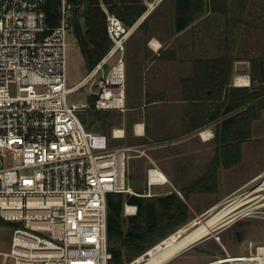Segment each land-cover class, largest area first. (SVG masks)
I'll return each instance as SVG.
<instances>
[{
  "label": "built area",
  "instance_id": "1",
  "mask_svg": "<svg viewBox=\"0 0 264 264\" xmlns=\"http://www.w3.org/2000/svg\"><path fill=\"white\" fill-rule=\"evenodd\" d=\"M47 2L0 0V213L17 223L10 249L2 254L14 264H109L107 197L118 191L139 194L129 183V159L136 149L112 147L105 133L88 129L78 113L86 103L69 102L68 94L90 82L96 109L126 108L131 27L101 0L111 46L85 77L68 86L74 3L60 0L50 19ZM145 2L149 9L157 4ZM167 180L150 166L142 194H152V184ZM231 202L235 206L218 227L230 215L264 219V169L239 187ZM137 210L136 203L125 202L126 214ZM247 244L251 253L220 260L264 264V241Z\"/></svg>",
  "mask_w": 264,
  "mask_h": 264
},
{
  "label": "crops",
  "instance_id": "2",
  "mask_svg": "<svg viewBox=\"0 0 264 264\" xmlns=\"http://www.w3.org/2000/svg\"><path fill=\"white\" fill-rule=\"evenodd\" d=\"M154 1L157 4L151 9L147 5L145 12L130 26L126 39V108L98 109L95 116L101 121V129L91 130L105 133L112 147L131 146L136 149L130 157L129 170L138 179L146 178L147 183L150 166L162 170L168 180L152 184L150 195L177 191L190 206L187 196L191 192L186 196L182 189L213 187L212 190L195 192V195L206 194L207 203L198 212L205 215L223 204L226 197L213 198L225 166L212 163L219 147L215 139L219 117L209 118L216 111V100L203 98L204 87L200 81L210 70L206 60L220 53L207 51L213 49L216 42L193 39L189 29L191 25L175 32L173 5ZM161 25H167L166 32L158 29ZM237 61L230 74V79L234 75L231 84L239 85L235 78L238 73H243L250 78L249 83L243 85H250V73L238 71ZM102 127L107 130H102ZM87 128L90 129L89 126ZM139 160L144 162L142 176L136 169ZM259 172L236 186L233 194ZM210 173L214 175L211 177ZM163 184H168V188L152 189L154 185ZM147 188L148 183L144 191ZM249 221L250 218H243L237 224L226 223L161 264H244L220 259L252 252L247 241L257 236L251 231Z\"/></svg>",
  "mask_w": 264,
  "mask_h": 264
},
{
  "label": "trees",
  "instance_id": "3",
  "mask_svg": "<svg viewBox=\"0 0 264 264\" xmlns=\"http://www.w3.org/2000/svg\"><path fill=\"white\" fill-rule=\"evenodd\" d=\"M59 1L48 0L46 10L50 19H53ZM72 1L80 14L82 2ZM103 2L128 26L147 9L144 0ZM172 5L175 32L191 25L193 39H197L195 34L203 33L217 43L207 51L220 54L206 60L210 70L200 81L204 87L203 98L216 100V111L209 118L219 117L215 126L219 147L212 163L229 167L239 160L242 143L251 137L252 125L264 109V21L261 24L258 19L249 17L250 0H172ZM241 23L243 25L237 28ZM86 25L88 29L84 31L79 19L75 20L78 41L91 70L112 43L107 30V13L101 0H90ZM236 60L250 61V85L231 84L230 74ZM209 175L212 177L214 173ZM212 189L206 185L196 190ZM182 192L186 195L188 190L182 189ZM126 201L138 205L135 214L124 213ZM107 205L108 245L112 252L109 264L131 262L191 218L188 202L177 191L161 195L109 192ZM2 219L0 217V222Z\"/></svg>",
  "mask_w": 264,
  "mask_h": 264
},
{
  "label": "rangeland",
  "instance_id": "4",
  "mask_svg": "<svg viewBox=\"0 0 264 264\" xmlns=\"http://www.w3.org/2000/svg\"><path fill=\"white\" fill-rule=\"evenodd\" d=\"M160 3H164L165 5L172 6V0H161ZM263 4H264L263 0H250V6H249V12L251 13L249 17L258 19V21H260L261 24H263V21H264V8L261 9V7H263ZM79 16L80 14H77V8L75 7L73 11L74 26H73L72 32L69 34V44L67 47V84L68 86H71L77 83L89 71L85 58L83 56V53H82V50H81V47L78 41L76 29H75V20L79 19ZM239 25L242 26L243 23L238 24L236 27L239 28ZM166 28H167V25H161L160 27H158V29L161 30L162 32H166L165 30ZM196 35L197 36L199 35L197 39L198 38L199 39H211L209 36H206L203 33H200V34L197 33L195 34V36ZM116 56L111 57L109 60H107V62L104 64V72H106L110 68L111 64L115 61ZM247 72L250 73V70ZM100 73H102V71ZM232 78L230 79L231 81H232ZM90 88H91L90 82H87L82 87L75 88L73 91H71L68 94V101L76 102L79 105H81L82 103H86L85 107H81L78 110V113L81 119L83 120L86 126H89L90 129H94V128L101 129L100 127L101 121L98 119V117L95 116V112L99 110L94 107V104H92L94 103L93 101L95 98H94V95L91 94ZM90 97L92 101L90 100ZM102 113H104V111ZM104 115L106 116L107 114H104ZM107 126L109 127V125ZM105 129L106 128L102 127V130H105ZM211 144H213V141ZM129 162H130V159H129ZM129 167H130L129 169H131L130 164H129ZM143 168H144V162L142 160H139L137 164V168H136L138 169V175L140 174V176H142ZM263 169H264V109L262 111L261 116L255 119L252 125L251 137L248 139H245L242 143L239 160L235 162L233 165L229 167H225L220 173L219 187L215 190L213 194L214 195L213 198H218L220 196H225V195L226 197H225L224 203L221 204L219 207H217L215 210L223 207L224 205H226L228 202L231 201V198L234 195L233 194L234 188L236 186H238L239 184H242L243 182H245L247 178H249L250 176H252L258 171H262ZM130 172L131 170H129V183L132 185V189L138 192L139 194L144 193L145 192L144 188L147 187L146 178L144 180L138 179L135 175H132L133 173L130 174ZM168 186H169L168 184L154 185L152 189L153 190H164L168 188ZM196 189L197 188L187 189L189 193L191 192V195L187 196V199L190 202L191 218L187 223L181 226V227L186 226L187 229L193 227L195 224L201 221L202 218L208 217L212 213V212L207 213L205 215H199L200 213L198 214V212H200L201 208H203L207 202H206L205 193L204 194L199 193L198 195H195V192L205 191V190H196ZM139 190H142L143 192H139ZM0 217L3 218L2 221L0 222V264H14L11 258H5L2 253L3 251H8L10 249L13 229L17 225V223L11 220H6L1 215V213H0ZM249 218H250L249 223L251 226V231L254 234H256L255 236L258 237V238L253 237L254 242H259V240L264 241V219L255 218V217H249ZM147 251L148 250L138 255L136 258H134L131 262L127 264L138 263L144 256H148V254L146 253Z\"/></svg>",
  "mask_w": 264,
  "mask_h": 264
},
{
  "label": "bare ground",
  "instance_id": "5",
  "mask_svg": "<svg viewBox=\"0 0 264 264\" xmlns=\"http://www.w3.org/2000/svg\"><path fill=\"white\" fill-rule=\"evenodd\" d=\"M235 81L239 85L248 84L250 78L247 74L238 73ZM234 203H228L223 207L212 212L208 217L202 218L197 224L191 228L183 226L176 231L170 233L165 238L151 246L146 252L148 256H144L136 264H161L168 258L172 257L184 247L188 246L191 242H194L205 235L214 232L219 224L222 223L223 217L232 210ZM233 219L230 215L227 217V221ZM225 221V222H227ZM223 227V226H222ZM213 234V233H212ZM133 264V263H131Z\"/></svg>",
  "mask_w": 264,
  "mask_h": 264
},
{
  "label": "water",
  "instance_id": "6",
  "mask_svg": "<svg viewBox=\"0 0 264 264\" xmlns=\"http://www.w3.org/2000/svg\"><path fill=\"white\" fill-rule=\"evenodd\" d=\"M82 2V10L79 16V23L84 31L88 29L86 25V19L89 12L90 0H80ZM236 67L238 71H249L250 70V63L248 60H239L236 63ZM231 221V220H230ZM230 221H227L229 223ZM192 243V242H191Z\"/></svg>",
  "mask_w": 264,
  "mask_h": 264
},
{
  "label": "flooded vegetation",
  "instance_id": "7",
  "mask_svg": "<svg viewBox=\"0 0 264 264\" xmlns=\"http://www.w3.org/2000/svg\"><path fill=\"white\" fill-rule=\"evenodd\" d=\"M240 219H232L230 222H235L237 224V222L239 221Z\"/></svg>",
  "mask_w": 264,
  "mask_h": 264
}]
</instances>
